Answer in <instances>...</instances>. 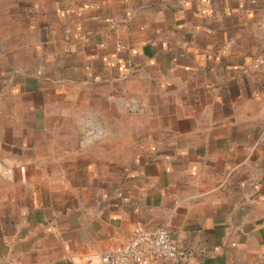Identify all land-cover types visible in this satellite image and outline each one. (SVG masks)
<instances>
[{
	"label": "crops",
	"instance_id": "obj_1",
	"mask_svg": "<svg viewBox=\"0 0 264 264\" xmlns=\"http://www.w3.org/2000/svg\"><path fill=\"white\" fill-rule=\"evenodd\" d=\"M259 56L264 0H0V264L137 224L186 253L156 264H264Z\"/></svg>",
	"mask_w": 264,
	"mask_h": 264
},
{
	"label": "built area",
	"instance_id": "obj_2",
	"mask_svg": "<svg viewBox=\"0 0 264 264\" xmlns=\"http://www.w3.org/2000/svg\"><path fill=\"white\" fill-rule=\"evenodd\" d=\"M97 2L83 3L77 9L81 15L85 10L97 7ZM118 49L123 46L119 43ZM230 47V42L227 44ZM258 62H264V56H259ZM25 171V167H20ZM13 173L0 162V176L7 178ZM185 251L175 242L165 226L148 228L137 224L131 239L105 252H96L82 256H73L74 264H156L160 259H183Z\"/></svg>",
	"mask_w": 264,
	"mask_h": 264
}]
</instances>
